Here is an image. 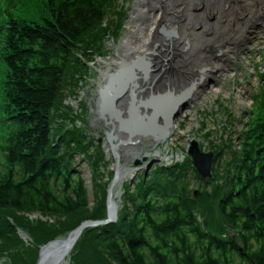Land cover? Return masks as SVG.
<instances>
[{
    "label": "trees",
    "instance_id": "trees-1",
    "mask_svg": "<svg viewBox=\"0 0 264 264\" xmlns=\"http://www.w3.org/2000/svg\"><path fill=\"white\" fill-rule=\"evenodd\" d=\"M27 1L0 0V237L13 239L10 249L23 244L11 218L20 223L27 213H41L75 220L67 232L107 214L105 186H99L91 209L75 158L83 155L95 172L104 163L102 145L91 150L88 129L77 127L72 117L73 126L66 125L63 100L89 49L103 51L102 39L111 30L103 23L111 8L117 12V1L41 0L40 19L32 16V6L26 8ZM19 3L25 12L17 15L12 9ZM111 24L119 34L121 22L111 19ZM261 66L238 141L229 134L221 144H210L213 177L203 179L187 159L138 174L132 186L127 184L118 220L84 229L72 251L73 264H264ZM213 201L216 216L228 225L222 226L225 230L207 219L212 213L197 209ZM36 227L28 231L37 245L13 252L11 264H35L39 247L60 234L47 232L45 222Z\"/></svg>",
    "mask_w": 264,
    "mask_h": 264
},
{
    "label": "rangeland",
    "instance_id": "rangeland-1",
    "mask_svg": "<svg viewBox=\"0 0 264 264\" xmlns=\"http://www.w3.org/2000/svg\"><path fill=\"white\" fill-rule=\"evenodd\" d=\"M40 1L41 0L27 1L26 8L32 6V11H30L32 16L36 19H40V17L44 15L43 8L40 6ZM116 1L117 6L114 5V8H117V12H114L113 8H111V14L109 13V15L105 18V22L103 23L104 27L109 25V28L111 29L105 33L102 39L104 42L102 45L103 51L96 52V50H92V48L89 49L88 56L84 57L86 62L84 63V66L79 69L76 80L70 78L71 83L68 85V87H66V97L63 100L65 107L63 111H66V114L69 116L66 117V125L68 127L73 126L72 122H70V119H68L72 117V119H74V124L77 127L88 129V138L94 142L90 146L91 150H93L95 148L94 146L99 143L102 145L104 163L100 162L101 165L98 167L99 170H95V172L90 167L87 159L83 155H75V158L78 162L76 163L78 171L86 180L89 188L88 202L91 209H93L95 204L98 202L97 197L99 195V186L103 185L105 186L103 189L106 190L107 205L108 188L116 168L115 158L111 153L110 147L107 143H105L106 127L104 125L102 126L100 122H94L97 116L96 105L98 100L99 79H103L100 77V74L96 69L100 65V59H105V57H109V55L114 52L115 48L112 45L113 42L116 41L119 43L122 36L129 31L131 26L128 23V14H130V7H133L135 0ZM21 4L19 3L18 7L12 9L17 15L21 12H25V9L21 7ZM245 16L247 15L241 16V19L244 20ZM111 19L113 22H121V28L119 29L120 31L118 30L119 34L116 32V25L111 24ZM214 20L215 19L213 18V21ZM244 24H246V28L245 32H243L242 38L236 42L237 44H233L234 49H229L232 57H235L234 63H223L222 69H224V71L222 78H216L215 73H217V71L214 69L213 75H207L206 82L208 87L206 88L205 92L209 94L205 95V99L202 102L195 100L192 103L194 109L187 108L182 113L174 125L171 136L165 141L157 143V148L160 147L161 149H159V155L161 159L154 162L153 166L157 164L169 165L175 161H183L184 159H187V146L189 145L190 139L192 140L193 138L199 140L200 147L204 151H212L213 153L214 151L212 147L221 144V140L225 139L227 136H229V134L232 135L234 142L238 141V135L242 129V119H246V117L242 118V116L245 114L244 111H249L252 108L254 102L253 95L257 92L259 84L257 76L258 65L261 64L262 66L260 67V70H264V10H261L260 13L259 11H254L249 17L248 22H245ZM1 36L2 35L0 31V38ZM222 52L223 50L220 51V49H218L215 55L219 58H225L227 61L228 57ZM2 65L3 62L0 60V66ZM212 79L214 82H210L213 81ZM100 139H103V141ZM210 144H212V147H210ZM156 150L158 149L151 148L149 150L151 159L154 157L152 153H154ZM141 154L143 153L141 152ZM1 160L2 155L0 154V167ZM145 164L146 163H144L143 166H145ZM213 165H216L215 161ZM132 166L133 165L131 161V163L129 162L126 165V168H131ZM93 172L98 177V179H96L98 185L97 187H94L93 185ZM142 172H139L138 174ZM123 181L121 182V184H123L121 185L122 188L118 187L119 185H117L114 190V199H116L118 202L119 207L118 218L120 208L123 205V198L126 193L127 184L132 186L134 183V180L131 181V177L129 176ZM218 181L219 180H217V182ZM106 183L107 185H105ZM196 191H198V187H196ZM215 202L216 201H213L205 205L199 204L197 209L201 211V213L204 212L206 215H210L212 213L213 216L211 218L207 217V219H209L214 227L225 230L222 226L226 227L228 225H226L219 218V216H216ZM23 216L25 218H22L24 220H22L23 222L20 223L14 221L12 218L9 219L10 222L15 225L18 236L23 241L22 247H20L19 244L18 246L14 245V248H7L9 247L10 243L13 245V239L6 237V235L0 237V255H2V257H0L1 264H11L10 255H12V253L17 250L22 249L26 245H37L36 238L32 237L30 235V231H28L29 227L33 226L34 228H38L36 227L38 224L45 222L47 232L60 233L56 238L66 239L71 231L76 229L81 224L80 223L74 229H70L65 232L66 227H71L74 225L75 220L68 218H66V220H62L52 216H45L41 213H27ZM199 217L201 222L204 223L205 218L200 216V214ZM18 225H25L26 229ZM13 235L15 238H17L16 234ZM81 237H79L77 242H79ZM77 242L75 243L74 247L76 246ZM41 247H39V254ZM72 251L69 256H65L64 260L66 261L67 259L66 264H73L71 260ZM37 261L35 264H37Z\"/></svg>",
    "mask_w": 264,
    "mask_h": 264
},
{
    "label": "water",
    "instance_id": "water-1",
    "mask_svg": "<svg viewBox=\"0 0 264 264\" xmlns=\"http://www.w3.org/2000/svg\"><path fill=\"white\" fill-rule=\"evenodd\" d=\"M143 2L146 3L145 0H142ZM132 11L135 12L131 16L137 21L138 29H143L144 26L138 19L146 23L150 15H142L149 10L136 4L133 5ZM160 33L166 37L163 42L157 43L145 54H138L118 67L109 69L102 75L103 79L98 88L97 118L94 121H100L106 127L105 143L110 147L116 164L108 188L107 217L85 220L72 230L66 239L55 238L43 245L37 264H58L65 256L70 255L86 227L117 221L119 207L114 199V190L117 185L121 187V182L128 174L126 171L136 170L131 176L132 181L143 170L148 174L154 162L161 159L158 150L152 153V159L148 151H143V154L140 152L131 159L133 168H126L129 162L124 161L125 151L132 145H140L139 148H143L144 145H157L165 141L171 136L178 118L187 108H194L192 103L197 96L203 94L200 92H205L208 87V84H205V74L211 67L197 68L194 73L195 70H190V63H178L179 59L174 58L179 53L174 48V42L179 38L178 31L162 27ZM164 51L166 53H163ZM182 77L185 83L182 82ZM187 152V160L196 172L203 179H211L214 153L204 151L199 140L195 138L190 139ZM123 171L126 172L125 176ZM55 255H58V258L50 262Z\"/></svg>",
    "mask_w": 264,
    "mask_h": 264
},
{
    "label": "bare ground",
    "instance_id": "bare-ground-1",
    "mask_svg": "<svg viewBox=\"0 0 264 264\" xmlns=\"http://www.w3.org/2000/svg\"><path fill=\"white\" fill-rule=\"evenodd\" d=\"M145 1L146 3L144 4L142 0H135L133 5L138 4L139 7L149 10L148 13L142 16L150 15V19L146 23L138 19L141 25L144 26L143 29H138L137 21L131 16L135 12L133 13V7H130L128 23L131 26L129 31L122 36L119 43L113 42L112 45L115 49L109 57L100 59V65L96 69L100 77L105 75L109 69L118 67L138 54H145L148 50L154 48L157 43L163 42L166 37L160 33V28L165 27L175 29L179 33V38H176L174 42L175 51L179 52L174 57L179 59L178 63H190V70H195L194 73L197 72V68L210 66L211 70L205 75H213L214 69L217 71L215 73L216 78H222L224 71L222 69L223 63H234L235 57H232L229 49H234L233 44H237L236 42L242 38L246 28V24L244 23L248 22L249 17L254 11H259L260 13L261 10H264V0ZM244 15L247 16L242 20L241 16ZM213 18L215 19L214 21ZM218 49L220 51L223 50L222 53L228 57L227 61L225 58H219L215 55ZM163 53H166V51ZM101 82V79H99L98 85ZM182 82L185 83L183 77ZM200 93L203 94L197 96L195 100L202 102L205 99V95L209 93L202 91ZM144 146L143 148H139L140 145L129 146V149L125 151L124 161L128 163L130 158L129 162H131V159L135 155L140 152L143 153V151L149 152L151 148L158 149L160 153V147L157 148L153 143L149 144V146ZM126 172L128 174L125 176ZM126 172L123 171L124 176L131 177L135 174L136 170L128 169ZM57 258L58 255H55L50 262ZM66 263L67 259L66 261H60L58 264Z\"/></svg>",
    "mask_w": 264,
    "mask_h": 264
}]
</instances>
